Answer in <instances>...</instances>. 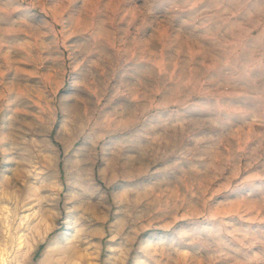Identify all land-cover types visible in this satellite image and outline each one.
Listing matches in <instances>:
<instances>
[{"label": "rangeland", "instance_id": "rangeland-1", "mask_svg": "<svg viewBox=\"0 0 264 264\" xmlns=\"http://www.w3.org/2000/svg\"><path fill=\"white\" fill-rule=\"evenodd\" d=\"M0 264H264V0H0Z\"/></svg>", "mask_w": 264, "mask_h": 264}]
</instances>
